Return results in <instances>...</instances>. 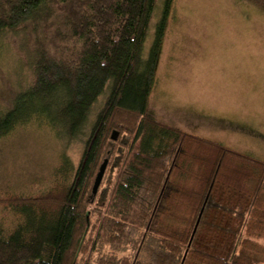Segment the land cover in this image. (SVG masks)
I'll list each match as a JSON object with an SVG mask.
<instances>
[{
  "label": "trees",
  "instance_id": "trees-1",
  "mask_svg": "<svg viewBox=\"0 0 264 264\" xmlns=\"http://www.w3.org/2000/svg\"><path fill=\"white\" fill-rule=\"evenodd\" d=\"M174 2L0 0V41L19 35L33 73L0 106V139L36 121L83 143L48 189L0 192V264L264 263L251 247L264 239V159L150 108Z\"/></svg>",
  "mask_w": 264,
  "mask_h": 264
},
{
  "label": "rangeland",
  "instance_id": "rangeland-1",
  "mask_svg": "<svg viewBox=\"0 0 264 264\" xmlns=\"http://www.w3.org/2000/svg\"><path fill=\"white\" fill-rule=\"evenodd\" d=\"M161 12L160 1L146 51ZM20 41L15 34L0 41L3 108L9 107L12 95L27 87L33 77ZM163 49L149 104L163 119L160 121L184 123L234 150L264 159V0H175ZM102 103L103 99L93 116ZM212 116L226 119L223 123L228 127H232L230 120L238 123L234 127L243 131L217 129L218 123L209 121ZM254 131L261 136L255 137ZM82 149L80 140L66 142L47 125L34 121L19 126L0 139V192L48 189L58 178L56 170L62 160L69 158L76 166ZM254 185L255 179H251L249 189ZM3 215L7 210L0 207V217ZM229 246L226 239L222 247ZM251 247L253 255L264 260V239Z\"/></svg>",
  "mask_w": 264,
  "mask_h": 264
},
{
  "label": "crops",
  "instance_id": "crops-1",
  "mask_svg": "<svg viewBox=\"0 0 264 264\" xmlns=\"http://www.w3.org/2000/svg\"><path fill=\"white\" fill-rule=\"evenodd\" d=\"M163 52H164V49H163ZM163 52H162V55L161 56H163ZM161 61H160V63H159V67L161 66V63H162V58L160 59ZM172 62V61H171ZM159 70H160V68H159ZM159 70H158V73H159ZM154 91V90H153ZM151 108V107H150ZM153 111H154V113L156 114V116H157V118L159 119V120H163V119H161V117L158 115L159 113H157L153 108H151ZM226 119H221V118H217V117H213L212 116V118H210L209 119V121L210 122H212V123H218L217 125H220V124H222V125H220V126H217V125H215L216 126V128L218 129V128H221V129H223L224 131H228L230 128H233V129H236V130H239V131H243V128L241 127H234V125H237L238 123H233L231 120L229 121V123H230V126H232V127H228V126H226L224 123H223V121H225ZM165 123H168V124H172V125H175V126H177V127H180V128H182L183 130H185V131H187V132H189V133H193V134H196V135H199V136H203V137H206V138H209V139H212V140H215V141H218L219 142V140H216V138H214L213 136H211L210 134H207L208 132H204L203 133V131H196V130H194L193 129V127H188V126H186V124H184V123H176V124H174V123H171V122H168V121H165ZM241 126V125H240ZM196 128V127H195ZM225 128V129H224ZM220 130V129H219ZM223 130H221V131H223ZM254 135H255V137H257L256 135H258V136H261L260 134H257L256 133V131H254V133H253ZM221 142V141H220Z\"/></svg>",
  "mask_w": 264,
  "mask_h": 264
},
{
  "label": "water",
  "instance_id": "water-1",
  "mask_svg": "<svg viewBox=\"0 0 264 264\" xmlns=\"http://www.w3.org/2000/svg\"><path fill=\"white\" fill-rule=\"evenodd\" d=\"M119 132L118 131H114L112 134V138L114 140H116L118 138ZM108 158H105L104 161L102 162V164L100 165V168L98 170V173L96 175L95 181H94V185L92 188V196L95 197V195L98 192V189L101 185V182L103 180L104 174L106 172L107 166H108Z\"/></svg>",
  "mask_w": 264,
  "mask_h": 264
}]
</instances>
